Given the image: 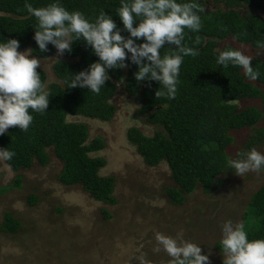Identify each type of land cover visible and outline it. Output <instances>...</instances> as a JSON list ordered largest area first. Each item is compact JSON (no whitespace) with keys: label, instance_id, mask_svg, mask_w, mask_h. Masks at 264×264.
<instances>
[{"label":"trees","instance_id":"trees-1","mask_svg":"<svg viewBox=\"0 0 264 264\" xmlns=\"http://www.w3.org/2000/svg\"><path fill=\"white\" fill-rule=\"evenodd\" d=\"M223 7L208 9L204 0H196L201 18V29L192 32L185 28L182 43L198 48L196 56H184L178 76L174 98L155 96L160 89L158 81H137L134 73L137 65L125 60V67L107 69L109 79L105 81L99 93L82 87H68L66 82L71 73L85 69L98 59L82 39L71 43V51H65L63 58L52 63L56 80L46 85L49 93L47 109L31 112L33 120L24 131L18 126H10L0 135V148L15 154L7 164L14 170L28 168L34 161L45 165L48 150L61 161L57 174L60 182L66 185L80 183L90 195L99 201L114 202V176L99 174V169L106 164L103 156L91 155L103 148L100 136L88 140V126L84 122L73 121L68 116H85L109 120L115 111L110 99L119 90L135 96L139 102L138 113L143 122L154 126L152 134H145L136 126L127 129V139L136 146L138 153L148 165H156L165 160L172 180L177 186L166 189L170 200L180 204L183 193H189L197 185L209 193L222 180L219 175L232 169L226 168L230 159L226 146L231 143L229 131L245 126H254L260 118L264 122V90L245 78L239 66L229 64L222 67L216 63L213 49L219 47L218 41L231 36L241 43H249L260 48L264 45V0H212ZM33 7L45 6L50 0H28ZM69 11L79 10L87 18L94 19L103 9L110 14L117 26L123 30L122 22L116 15L120 0H60ZM25 0H0V39L15 38L19 48L33 49V55L46 58L56 52L50 43L47 51H40L33 39L36 18L24 7ZM248 9L241 13L238 7ZM262 12V13H260ZM135 26V21H134ZM199 36L201 43L195 44ZM143 38H141L142 40ZM140 41H137L139 43ZM174 45L165 44L160 54L173 51ZM235 48L224 45L223 48ZM220 48V47H219ZM236 49V48H235ZM252 66L258 72L256 82L264 86V59L252 58ZM42 82L45 84L46 72L38 67ZM259 97L263 110L254 106L239 109L236 101ZM264 141V125L247 141V148L254 143ZM19 175L14 183L19 185ZM31 202L36 200L29 195ZM249 239L264 238V183L250 197L242 214ZM19 221L9 212L4 214L0 226L3 231L13 232ZM219 247V241L217 242Z\"/></svg>","mask_w":264,"mask_h":264},{"label":"rangeland","instance_id":"rangeland-1","mask_svg":"<svg viewBox=\"0 0 264 264\" xmlns=\"http://www.w3.org/2000/svg\"><path fill=\"white\" fill-rule=\"evenodd\" d=\"M204 7L224 8L212 0H204ZM238 9L244 14L248 12L244 6ZM228 44L252 58L264 59V47L256 48L231 36L218 41L220 48ZM37 58L46 72L45 85L56 80L52 63L63 58V54L55 52ZM252 82L264 90L262 84ZM110 101L115 111L109 120L82 115L67 118L87 124L88 140L95 136L103 138V148L91 155L106 160L99 169L100 175L114 176V202L95 200L80 183L60 182L57 174L62 163L51 149L45 165L34 161L28 168L14 170L0 159V226L6 212L19 221L13 232L0 227V264H170L171 258L162 249L157 250V232H181L184 239L200 245L209 257L207 264H222V252L217 247L219 222L226 218L242 222L251 195L264 183V170L248 171L242 176L234 170L223 172L219 175L222 181L209 193L197 185L183 193V202L175 204L166 192L168 187L177 186L167 162L146 164L127 139L131 126L145 134L154 131V126L144 123L138 113L137 97L119 90ZM236 104L239 109L254 106L263 110L259 97L243 98ZM263 125L260 118L254 126L230 130L232 141L226 146L229 158L252 148L264 153V141L246 147L256 129ZM18 175L20 182L16 185ZM30 194L36 197L35 201H30Z\"/></svg>","mask_w":264,"mask_h":264},{"label":"clouds","instance_id":"clouds-1","mask_svg":"<svg viewBox=\"0 0 264 264\" xmlns=\"http://www.w3.org/2000/svg\"><path fill=\"white\" fill-rule=\"evenodd\" d=\"M27 12L36 18L33 39L40 51H47L50 43L57 54L71 51L74 40H83L98 57L85 69L71 73L68 87H82L99 93L109 79L107 69L125 67V60L136 64L134 77L155 80L162 87L155 96L174 98L183 57L196 56L199 49L182 41L184 29L198 32L201 18L196 0H120L116 15L123 30L110 14L101 9L94 19L81 11L66 9L60 0H50L45 6L33 7L25 0ZM135 21V26H134ZM141 38H143L141 40ZM137 41H140L137 43ZM174 45L170 53L160 54L165 44ZM195 44H200L199 36ZM264 47V45H261ZM15 38L0 39V135L10 126L26 131L33 112L43 113L48 106L49 93L37 68L40 59L30 56L33 51H18ZM216 63L222 67L239 66L247 79L255 80L258 72L252 66V57L235 48H215ZM14 152L0 148V159L11 160ZM242 176L248 171L264 170V153L255 148L238 152L236 158L227 161V167ZM164 201L161 200L160 204ZM220 223L219 247L222 264H264V238L249 239L243 222L224 219ZM157 250H163L170 264H207L208 255L198 243L183 238L181 232L169 235L157 232Z\"/></svg>","mask_w":264,"mask_h":264}]
</instances>
